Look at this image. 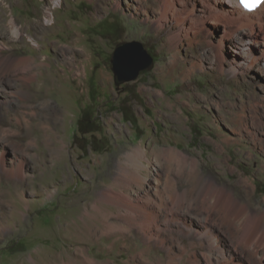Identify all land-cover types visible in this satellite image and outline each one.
I'll return each mask as SVG.
<instances>
[{
  "label": "rangeland",
  "instance_id": "rangeland-1",
  "mask_svg": "<svg viewBox=\"0 0 264 264\" xmlns=\"http://www.w3.org/2000/svg\"><path fill=\"white\" fill-rule=\"evenodd\" d=\"M206 1L169 0L161 19L165 0H0V264H223V252L237 264H264V246L234 249L238 230L219 209L207 234L190 216L165 219L170 208L155 203L158 188L170 202L174 187L211 177L264 213V65L229 72L234 58L244 60L241 45H216L223 26H190ZM131 40L153 63L116 84L113 53ZM125 152L149 168L137 181L131 167L111 191L134 203L155 199L149 208L164 212L152 237L135 225L121 232L122 200L108 220L72 212L73 197L94 201L113 183ZM182 152L198 159L196 175Z\"/></svg>",
  "mask_w": 264,
  "mask_h": 264
},
{
  "label": "bare ground",
  "instance_id": "bare-ground-1",
  "mask_svg": "<svg viewBox=\"0 0 264 264\" xmlns=\"http://www.w3.org/2000/svg\"><path fill=\"white\" fill-rule=\"evenodd\" d=\"M166 1L167 0H165V4L162 7V8L165 7L164 10L162 9L163 13L159 15L161 19L162 18L163 19L168 18L167 17V13L169 11V9H168L169 5L168 4H171V3H167L169 0L167 2ZM172 1H174V0H171V2ZM239 1L240 0H207L206 2H204V5H206L207 8H205L202 11V13H200L199 19L198 18L190 19V22L192 24L190 26H193V28L195 30L201 29V27H200L201 23L202 24H209V25L212 24L214 27L223 26V30L227 32L226 33L227 36H226V38H221L220 40H218L219 42L216 45H218L219 48H221L224 43L226 45V42H225L226 40H229L228 42H231V43L232 42L236 43V41H237V44L241 45V47H242L241 52L243 51L241 55H243L244 60L243 59L238 60L237 58H234L233 61L235 60V62L230 63V66L228 67V70L231 73L237 72L239 69H241V67H247V68L253 67L254 65H256V63H263V65H264V3H261L253 11H246L240 5ZM159 2H161V1H159ZM219 3H221V4H219ZM175 7L172 6L173 13H175L176 11L177 12L179 11V9L176 10ZM187 8H188V6H187ZM194 8H192L193 10L188 11V14L190 13L189 15L196 13V11H194ZM147 9L149 10V14H150V10L152 8L150 9L149 7H147ZM145 11H147V10H145ZM170 13H171V10H170ZM182 14H184V12ZM187 15H186V17H187ZM189 15H188V18L190 17ZM141 17H142V15H141ZM180 17L182 18V16H180ZM148 19H151V18L149 16H147V20ZM176 19H178V18H176ZM178 22L179 21H177V23ZM160 23H162V22H160ZM156 26L158 27V24ZM191 30H193V29H191ZM216 30H218V29H216ZM188 33H190V32H188ZM179 34H181V33H179ZM179 34L175 33V34H172V36L170 34L171 40L176 41L177 38L179 37ZM252 37H255V38H252ZM258 48H260V50H257ZM189 52L191 53V51H189ZM218 52L220 53L219 50H217V53ZM207 55L208 54L206 53L205 56H207ZM217 56L220 57L221 55L217 54ZM27 60H29V59L24 58V59L12 60V61L15 64L16 63L23 64ZM170 63H171V61H170ZM8 64H9V62H8ZM173 109H174V107H173ZM169 132H170V130H169ZM178 153H176V154H178ZM123 157L124 158L119 159V160L117 159V161H116V163L119 162V164H120L119 165L120 171H119V174L114 177L113 183L108 184L107 182H104L102 188H100V190L97 192L94 201H92L93 200L92 197L95 195H93L92 197H91V195L90 196L88 195L89 197H88L87 201H85V202L82 201L83 199H85V197L82 198L81 196H78L79 194L77 195V197H75V198L73 197L72 200L69 201L72 204V206L76 207L75 209H73L72 212L73 213L76 212L75 214H77L78 211L84 210L85 214L88 216H94L100 220L101 219L108 220V216H109L108 210L110 212L111 205H113V204L117 205L119 200H122L124 203V204L122 203V206L124 205V207L127 211L125 210L126 211V213H125L126 214V223H125V226H123L121 232L122 231L129 232L130 231L129 227L132 225H135V227L137 226L140 229V231L143 232L144 234H147L148 232H150L149 237H152L153 236L152 227L154 226V224L156 222L155 220L158 219V217H160L162 212H164V211L158 210L157 207H156L157 209H154V208L150 209L149 208V204L153 203L155 201V199L152 197H149L148 200L145 201L146 203L145 202L134 203L133 201L130 200L131 197L128 198L126 196H121L123 199H119L118 196L116 195L117 192L115 193L114 191H111V189H114V188H112L113 186H117L119 184L118 179L120 180L122 177L123 178H130L131 175L129 176L127 173L130 171L131 167L134 168L133 173H136L138 176V178L136 179L137 181L140 180L139 178L141 176H143V174L146 173V171L149 168L147 163H145L141 159L136 158V157H138V158L143 157L142 151H139L137 153L136 157L131 152H127V153L125 152L123 154ZM179 161L183 166H186V164L189 163V161H190V163H192L191 164L192 168H190L192 171L191 175H196V169L197 168H194V167H196L198 165V159L197 158L191 159L189 155L184 154L182 152ZM133 179H134V177H133ZM144 180H146V178ZM129 183H130V181H129ZM128 187H129V185H128ZM167 188H168V186H167ZM148 193H150V192H148ZM157 194H155V195L159 196V200L155 203L158 204V207L170 208L168 211L166 210L167 212L162 213L164 215L165 219L180 218V217H182V214H184V216H187V217L190 216L192 218V220L197 219L200 221L202 227L197 228V229L201 232L206 231V233L208 234L213 229L212 227L214 225V222L211 221L212 217H213V212L215 210L219 209L220 213H221L220 214L218 212L219 215L222 216L224 218V220L230 221L232 224H235L234 228L236 230H238V235L235 236L236 242H235V245H233V247L236 251L239 250L240 246H244L246 248L251 247V246H253L255 248L258 246H264L263 245L264 244V223H263L264 213L258 214L260 211H258V210L250 211L246 207V204H241V203L238 204L237 201L234 199L232 193L230 191H228L227 188H225L224 186L217 184L215 182V180L211 177H207L205 179H202V177H201L199 187H197V188L190 189L189 187H184L182 190L181 189L178 190V187H174L173 190L170 193H168V195L171 197L170 200L172 202L171 201L170 202L172 203V206H170V202L167 201V199L161 194V192L159 191V188L157 189ZM117 208H118V206H117ZM91 210L95 213H92ZM119 215H120V213H119ZM241 218H244V220L242 223H240V226H239V223L236 224V221L240 220ZM191 221L189 223L188 219L185 218L184 224L187 225V227L191 228L193 225V222H191ZM87 223L88 222H86V224ZM77 224H78V222H77ZM155 225H157V224H155ZM109 226H110V228L117 227L116 224H112V223L109 224ZM183 231H185V230H183ZM187 232H189V231H187ZM101 241H103V239ZM232 258L229 259L225 255V253L223 252L222 263L223 264H237V263L233 262ZM91 261H92V264L95 262L93 260H91Z\"/></svg>",
  "mask_w": 264,
  "mask_h": 264
},
{
  "label": "water",
  "instance_id": "water-1",
  "mask_svg": "<svg viewBox=\"0 0 264 264\" xmlns=\"http://www.w3.org/2000/svg\"><path fill=\"white\" fill-rule=\"evenodd\" d=\"M116 84L136 79L141 71L150 67L153 57L142 42L126 41L116 47L111 60Z\"/></svg>",
  "mask_w": 264,
  "mask_h": 264
},
{
  "label": "snow or ice",
  "instance_id": "snow-or-ice-1",
  "mask_svg": "<svg viewBox=\"0 0 264 264\" xmlns=\"http://www.w3.org/2000/svg\"><path fill=\"white\" fill-rule=\"evenodd\" d=\"M260 3H264V0H240V4L249 10L255 8Z\"/></svg>",
  "mask_w": 264,
  "mask_h": 264
}]
</instances>
